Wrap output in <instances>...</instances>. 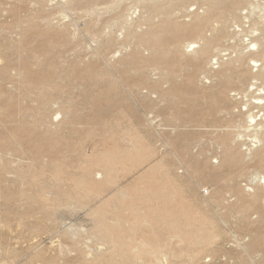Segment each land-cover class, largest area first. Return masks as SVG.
Segmentation results:
<instances>
[{"label":"rangeland","instance_id":"obj_1","mask_svg":"<svg viewBox=\"0 0 264 264\" xmlns=\"http://www.w3.org/2000/svg\"><path fill=\"white\" fill-rule=\"evenodd\" d=\"M65 1L0 0V264L155 262L126 250L123 202L165 178L206 240L181 246L161 222L157 264H264V0ZM197 19L155 60L164 21ZM199 39L205 55L186 47Z\"/></svg>","mask_w":264,"mask_h":264},{"label":"bare ground","instance_id":"obj_2","mask_svg":"<svg viewBox=\"0 0 264 264\" xmlns=\"http://www.w3.org/2000/svg\"><path fill=\"white\" fill-rule=\"evenodd\" d=\"M141 1V0H140ZM61 2V1H60ZM59 2V3H60ZM65 2H67V0L65 1ZM70 2H71V0H70ZM77 2V1H76ZM222 3V2H221ZM65 4V3H64ZM66 5V4H65ZM64 7V6H63ZM65 8V7H64ZM208 9V12H211L212 10H214V9H216L215 8V5H211V6H209V8H207ZM206 9V10H207ZM202 22H204V21H202V20H199V19H197L191 26H182V25H178V24H175V23H172V22H169L168 20H166V21H164V23L161 25V28H160V30H161V32H162V36L163 37H161V36H156V37H154V36H151V42H152V45L155 47L154 49H155V52H154V58H155V60H158V59H160V58H162V52H161V48H162V44L165 42V43H167V42H173V43H179L180 42V39L182 38V37H191V36H197V37H199L200 35H201V33H202ZM203 25H204V23H203ZM158 31V30H157ZM150 33V35H154L152 32H149ZM137 37V36H136ZM199 41H200V39L197 41V40H192V41H189V42H187V46L186 47H188V48H190V49H192V50H194V49H200V51L202 52V54L203 55H205L206 53H208L209 52V50L211 49L210 48V44L208 43V42H206V41H204V40H202V42L200 43V45H198V46H196L197 45V43H199ZM247 45H248V43H247ZM259 47V45H258V43L257 42H249V45H248V47H247V51H250V50H252V51H257V49H259L258 48ZM157 49V50H156ZM262 49H263V47H262ZM262 51V50H261ZM264 52V51H263ZM214 59V58H213ZM212 59V60H213ZM215 60V59H214ZM212 62V61H211ZM250 63V62H249ZM259 62L258 61H254V60H251V65L253 66V67H256L258 70H262L261 68H260V64H258ZM213 64V63H212ZM217 64V63H216ZM253 67H251V69L253 68ZM255 71H256V69H255ZM263 71V70H262ZM227 72H229V71H227ZM225 73V72H224ZM230 73H231V71H230ZM229 73V75H231V77L233 78V77H235L234 76V74L232 73V74H230ZM227 74V75H226ZM226 74H224V75H222L221 74V76L219 77V85H220V89H219V92H218V94L216 95V97L215 96H212V101H214L215 99H217V100H220V99H224V98H222L223 96H224V90L226 89V87L228 86V85H230V84H232L233 83V79L228 75V73H226ZM236 75V74H235ZM238 76V75H237ZM237 76H236V78H237ZM240 76H243V75H240ZM241 78V77H240ZM236 81V80H235ZM39 86H41V85H39ZM45 86V85H44ZM251 86V85H250ZM264 86V85H263ZM36 87V86H35ZM37 88V87H36ZM44 88H46V87H44ZM48 88V87H47ZM42 90V87L41 88H39L38 87V90ZM264 89V88H263ZM46 90V89H45ZM44 90V91H45ZM44 91H42V92H44ZM216 92V91H215ZM41 94H43V93H41ZM216 94V93H215ZM261 94V93H260ZM258 96V95H257ZM215 97V98H214ZM225 100V99H224ZM254 100V99H253ZM256 100V99H255ZM257 101V100H256ZM213 105V104H212ZM247 105V104H246ZM243 108L244 107H246V106H242ZM242 107H241V109H242ZM247 109H249V108H247L246 107V109L244 108V111L245 110H247ZM249 111V110H248ZM252 113V112H251ZM252 115H250V116H248V118H250L251 119V121H252V119L254 120V118L255 117H253L254 116V114H253V118L251 117ZM261 118V117H260ZM259 118V119H260ZM248 120V119H247ZM256 122V121H255ZM254 122V123H255ZM250 123V122H249ZM252 124H253V122H252ZM254 125V124H253ZM252 125V126H253ZM258 126V125H257ZM259 127V126H258ZM262 126H260V128H261ZM257 128V127H256ZM259 129V128H258ZM262 130V129H261ZM260 131V130H259ZM253 134H255V133H253ZM263 134H264V132H263ZM257 135V134H256ZM257 136H259V135H257ZM134 139H135V137H134ZM258 139V138H257ZM137 142H139L138 140H137ZM133 144V143H132ZM262 144V143H261ZM116 148V147H115ZM130 148H131V146H130ZM114 149V148H113ZM143 149V148H142ZM142 149H140V150H142ZM116 150V149H115ZM139 150V149H138ZM138 150H137V152H138ZM144 150V149H143ZM136 151V150H135ZM148 151H149V149H148ZM111 153V152H110ZM109 153V154H110ZM127 153V152H126ZM140 153V152H139ZM138 153V154H139ZM112 155L114 154V153H111ZM128 154H130V152L128 153ZM134 154V153H133ZM141 154H143V151H142V153ZM137 155V154H136ZM125 156V155H124ZM138 157H139V155H137ZM145 154H143V158H145V157H147V155L145 156ZM227 156V155H226ZM106 158V157H105ZM142 158V157H141ZM142 158V159H143ZM227 158H229V156H227ZM223 159L222 161H224V164H228L229 165V163L230 162H227V160L228 159ZM140 159V158H139ZM138 159V160H139ZM103 161H106L105 163H106V165H104V172L106 173V174H110V169H111V167H113V164H115V163H113V162H110L109 163V161L108 160H106V159H102V161H101V159H99V161L96 163V165L97 166H100L101 167V164L103 163ZM230 161V160H229ZM92 163V162H91ZM104 163V164H105ZM257 163H258V166H264V159L263 158H259L258 159V161H257ZM157 164H159V163H157ZM153 165V164H152ZM93 166V165H92ZM115 166V165H114ZM117 167V166H116ZM151 167V166H150ZM97 168V167H96ZM101 169V168H100ZM153 169H155V168H153ZM88 171V170H87ZM99 171V170H98ZM115 171H117V170H115ZM90 172H91V170H90ZM113 173H114V171H112ZM146 172V171H145ZM92 173H95V171L93 172L92 171ZM164 173H166V172H164ZM148 174V173H147ZM150 174V173H149ZM153 174V173H152ZM160 174V173H159ZM96 175V174H95ZM100 176V175H99ZM148 176V175H147ZM157 176H158V174H157ZM256 177H258L259 178V180H261L262 182H263V184H264V175H261V176H257V175H255ZM96 177V176H95ZM101 177V176H100ZM149 177V176H148ZM160 177V176H159ZM163 177H164V174H163ZM166 177H167V175H166ZM85 178V177H84ZM108 177L106 176V179H107ZM111 178V177H110ZM165 178V177H164ZM164 178H162V179H164ZM59 179V178H58ZM87 179V178H86ZM90 179V178H89ZM166 179V178H165ZM164 179V180H165ZM111 180V179H110ZM110 180H108V181H110ZM154 180V179H153ZM155 180H156V178H155ZM155 180H154V182H155ZM164 180H162V186L164 187V189L160 192H158L157 190H160L161 189V185L159 186V188L160 189H156V188H154V187H156V186H154V185H152V183H151V186H152V189H150V190H147V191H144V189H142L140 192L141 193H139V191L137 192V191H134V190H132V192H130L129 193V196L126 198V201H124L123 202V205H124V207H126V214L128 215V217H127V219H128V221H127V224H128V226H129V228L128 229H130V233H131V239L129 238V241L127 242L128 243V245H125V244H122L121 242L119 243V240L118 239H115V243L112 245L113 247H114V250H112V253H113V251H115V253L114 254H112L113 255V258H116V257H114V256H118V254H120V252L118 251L120 248L121 249H124L123 248V246L125 245V247L127 246V248H129V249H126V250H130V251H133L132 253L134 254V253H136L137 252V254H135L136 256L138 255V253H139V251L140 252H143V254L145 253V254H147V255H145L146 256V258L148 257V258H154V259H156L155 260V262H150L149 264H157L158 263V260H157V256H158V254H162V252L164 251V249H165V244H163V243H161L162 242V240L160 241V237L159 238H156V233L154 232V228L156 227L157 228V226H158V228L160 229V226H159V223H161V222H163L164 223V225L163 226H166L167 227V233H165L164 232V230L162 231V233L164 232L165 234H167V235H165V236H167V238L168 239H171L172 240V238L174 239V240H176L178 243H179V245H181V244H183V243H185L186 242V244H188V246L190 247L191 245H193V247H194V244H198L199 242H202L203 240H206L204 237H199V236H192L193 234H194V232H192L193 234H191V236L189 235L190 234V231H189V229L190 228H192V227H195L196 226V223L197 222H199V221H196V215L195 214H193V215H191L190 214V212L188 211V210H186L185 208H182V207H184L185 205L184 204H182V205H184V206H182L181 204H179V205H181V206H179L178 204H177V201H176V198H174L170 193H169V191H166L165 190V188H167V190L169 189L170 191L172 190V189H170V187L168 186V183L169 182H167V181H165L164 182ZM167 180V179H166ZM83 181V180H82ZM81 181V182H82ZM107 181V180H106ZM158 181V180H157ZM169 181V180H168ZM261 182V183H262ZM89 183V182H88ZM98 183V182H97ZM96 183V184H97ZM107 183H109V182H107ZM159 183H161V181H159ZM159 183H157V184H159ZM70 184H71V182H70ZM83 184V183H82ZM90 184V183H89ZM170 184H171V182H170ZM73 185V184H72ZM156 185V184H155ZM81 186H83V185H81ZM98 186V185H97ZM151 186H149V187H151ZM171 187H172V185H170ZM173 187H175L174 185H173ZM87 188V187H86ZM73 189H74V187H73ZM174 189V188H173ZM117 192H119V191H117ZM117 192H115L116 194H117ZM174 192L175 191H172V194L174 195ZM145 193V194H144ZM146 195H149V198L148 197H146ZM36 196V195H35ZM32 198V197H31ZM66 198V197H65ZM39 200H40V195H39ZM242 200V199H241ZM255 200V199H254ZM34 201H35V199H34ZM40 201H42V200H40ZM32 202H33V200H32ZM147 204L146 206L144 205V204ZM179 203H183V202H179ZM178 206H177V205ZM240 206V205H239ZM178 207H180V209L178 208ZM241 207V206H240ZM99 208V207H98ZM97 211H99L98 209H96ZM180 216H182V217H184L185 218V223L184 222H182V223H184V225L183 224H180L181 222H180V220L179 221H177V218H179ZM202 220V219H201ZM179 222V223H178ZM201 223H199V224H197V226L198 227H203L204 226V221L202 220V221H200ZM203 222V223H202ZM101 223V222H100ZM127 224H125L126 226H127ZM162 224V223H161ZM64 225H65V223H64ZM66 225H67V223H66ZM72 225V224H71ZM62 226H63V223H62ZM73 226V225H72ZM99 226V225H98ZM102 226H104V225H102ZM196 226V227H197ZM68 227V226H67ZM66 227V228H67ZM196 227H195V229H196ZM64 228V227H63ZM99 228V227H98ZM97 228V229H98ZM144 228H148V229H150V231H151V237H153L154 236V238H156V240L154 239V240H150L148 237L149 236H145L144 234H143V229ZM157 228V229H158ZM162 228V227H161ZM70 229V228H69ZM101 229V228H100ZM126 229H127V227H126ZM193 229V228H192ZM191 229V230H192ZM74 230V229H73ZM77 231V230H76ZM149 231V232H150ZM158 231H160V230H158ZM78 232H79V230H78ZM82 232V231H81ZM105 232V231H104ZM112 232L113 231H111V232H107V234L109 233L110 235H112ZM129 232V231H128ZM145 232V231H144ZM115 234H116V232H115ZM147 234V233H146ZM71 235H72V233H71ZM74 235V234H73ZM114 235V234H113ZM148 235V234H147ZM150 235V234H149ZM100 236V235H99ZM119 236V235H118ZM158 236V235H157ZM115 237V236H114ZM150 237V238H151ZM73 238H75V236L74 237H72V239ZM166 238V239H167ZM159 239V240H158ZM166 239L164 240V242L166 241ZM167 239V240H168ZM170 241V240H169ZM168 241V242H169ZM188 242V243H187ZM110 243V242H109ZM165 243H167V242H165ZM115 246H116V248L118 249H115ZM169 246V245H168ZM182 246V245H181ZM125 250V249H124ZM124 250H122V252L124 251ZM125 250V251H126ZM170 250V249H169ZM121 252V253H122ZM164 252H166V251H164ZM171 252V251H170ZM131 253V252H130ZM125 254L127 255V256H129L128 255V253L127 252H125ZM142 254V255H143ZM121 255V254H120ZM132 255V254H131ZM110 257H111V255H109ZM161 256V255H160ZM166 256V255H165ZM167 256H169V255H167ZM112 258V257H111ZM143 259L144 257H139V259ZM166 257H164L163 259H165ZM109 259V258H108ZM150 259V260H151ZM162 260V259H161ZM109 262H110V259L108 260ZM112 262H113V260H111ZM147 261H149V259L147 260ZM101 262V261H100ZM157 262V263H156ZM160 262V261H159ZM169 263V262H168ZM101 264H102V262H101ZM123 264V263H122ZM161 264V263H160Z\"/></svg>","mask_w":264,"mask_h":264}]
</instances>
